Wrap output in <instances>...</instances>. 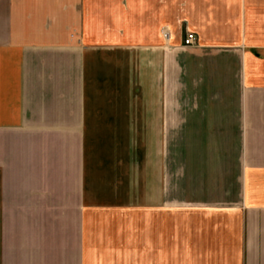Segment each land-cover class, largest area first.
I'll return each mask as SVG.
<instances>
[{"label":"crops","instance_id":"crops-1","mask_svg":"<svg viewBox=\"0 0 264 264\" xmlns=\"http://www.w3.org/2000/svg\"><path fill=\"white\" fill-rule=\"evenodd\" d=\"M178 158L169 263L96 229L176 209ZM0 264H264V0H0Z\"/></svg>","mask_w":264,"mask_h":264},{"label":"rangeland","instance_id":"rangeland-1","mask_svg":"<svg viewBox=\"0 0 264 264\" xmlns=\"http://www.w3.org/2000/svg\"><path fill=\"white\" fill-rule=\"evenodd\" d=\"M103 20H106V15L101 14L99 15ZM105 22V21H104ZM107 22V21H106ZM114 31V30H113ZM105 36V34H104ZM163 149L165 152L164 157V164H163V172H165V185L168 187V180H169V172H170V143L169 141H163ZM184 149H185V143L184 142H177L175 143V150L180 155V152L184 156ZM178 162V165L174 163V167H171L172 177L174 181L176 182V189L172 192L167 189V192L165 191V194H163V200H166V202H170L171 199H173V196L177 198V208H171L170 203L163 204V208L161 211V216L157 217V219H153V217L150 220H146L143 222L141 220V215L137 211H129L127 215H107L103 214L99 216V220L96 223V229L98 231H121L123 235L125 236L124 242L129 243V248H131L132 251H136L139 247V242L141 239L139 238L140 233H143L145 231L146 237H145V257L146 260L152 261L154 260V254H153V246H154V230L156 228L157 232H159V235L162 236L163 241V247H161V250L163 251V255L161 256V260L163 262L169 263L170 262V243L169 239L171 236V232L175 231L176 228L183 229L185 228V221L182 219V217L178 216L179 214H185L187 212V208L190 207L189 205L185 204L187 199L192 198L194 194H197L202 191H193L186 189V167H185V160L184 158H178L176 159ZM154 161L153 157L150 159L147 158V165L149 164L151 166V169H153L152 162ZM151 162V163H150ZM176 166V167H175ZM177 168V175H175V170ZM153 171V170H152ZM196 173V172H195ZM190 173L191 180L197 179V175ZM189 176V175H188ZM199 177V176H198ZM164 178V174H163ZM151 179L147 176V181ZM215 193L216 191H208V193ZM188 206V207H187ZM127 237V238H126ZM185 260V257H183ZM131 260H137V255L131 256ZM157 260V259H156Z\"/></svg>","mask_w":264,"mask_h":264},{"label":"built area","instance_id":"built-area-1","mask_svg":"<svg viewBox=\"0 0 264 264\" xmlns=\"http://www.w3.org/2000/svg\"><path fill=\"white\" fill-rule=\"evenodd\" d=\"M163 35L165 37L168 36V33L167 31H163ZM196 42V36L193 32H186L184 38H183V44L186 45V46H190V45H194Z\"/></svg>","mask_w":264,"mask_h":264}]
</instances>
